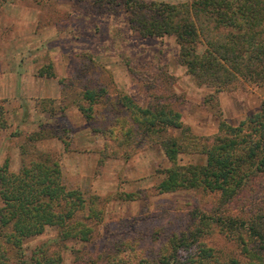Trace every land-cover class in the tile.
<instances>
[{
	"label": "rangeland",
	"instance_id": "1",
	"mask_svg": "<svg viewBox=\"0 0 264 264\" xmlns=\"http://www.w3.org/2000/svg\"><path fill=\"white\" fill-rule=\"evenodd\" d=\"M98 3L0 0V167L8 159L10 169L18 171L37 148L45 157L59 159L66 188L77 189L86 200L93 198L104 215L102 222H92L95 232L88 241L63 242L53 226L25 238L21 251L27 257L38 255L35 250L47 243L49 253L62 256V264L132 262L139 253L123 252L127 243L144 255L164 254L172 235L192 233L200 220L197 213L239 212L236 202L220 206L219 193H160L157 186L172 166L162 145L139 131L133 138L109 142L103 131L115 116L130 118L125 95L142 106L168 96L190 130L169 128L157 139L168 134L190 147L199 138L212 144L221 122L236 125L259 110L264 86L241 80L217 91L200 83L181 63L174 35L141 36L130 27L125 10H108ZM88 89L105 91L93 104L91 119L79 110L80 104H91L82 96ZM105 147L109 156L104 157ZM206 159L192 150L178 154L181 165L206 164ZM258 197L264 201V192ZM88 213L82 210L79 217ZM209 231L195 246L180 249L184 263L191 258L201 264H232L233 259L248 263L249 252L243 253L240 241L219 226L211 225Z\"/></svg>",
	"mask_w": 264,
	"mask_h": 264
},
{
	"label": "trees",
	"instance_id": "2",
	"mask_svg": "<svg viewBox=\"0 0 264 264\" xmlns=\"http://www.w3.org/2000/svg\"><path fill=\"white\" fill-rule=\"evenodd\" d=\"M98 1L108 10H125L130 27L141 36L174 35L181 46V63L198 82L214 86L217 91L241 80L264 86V0ZM128 64L135 70L131 61ZM102 92L105 91L88 89L83 93V99L91 103L88 107L79 105L86 118H93V104ZM123 98L130 109V118L115 116L103 131L105 139L120 141L141 132L157 140L172 161L157 186L160 193L200 189L204 193H219L220 206L236 202L240 208L232 215L199 212L196 218L199 215L200 220L195 221L192 233L172 235L164 254L144 255L142 249L137 252L134 245L127 243L128 247L122 251L139 253V258L132 262L114 259L109 264H201L195 258L184 263L179 251L195 246L211 225L219 226L226 235L240 241L243 253L249 252L248 263L233 259L232 264L262 263L264 201L258 196L264 192V101L257 112L236 125L221 122L212 144L199 138L190 147L168 134L163 140L157 139L159 133H166L169 128H182L183 133L190 130L181 112L172 108L168 96H159L148 106L140 105L128 95ZM106 148L102 151L104 157L109 156ZM189 150L206 154V164H179L178 154ZM32 153L18 171L10 169L8 159L0 167V264H62V256L49 253L47 243L35 250L38 255L27 257L21 251L23 240L53 226L58 228V238L63 242L88 241L95 232L92 222L103 221V209H96L91 202L93 198L86 200L77 189L66 188L59 159L45 157L48 154L37 148ZM129 196L134 199L138 195L129 193ZM85 209L89 213L79 217ZM102 250L106 253V247ZM93 262L98 264L99 259Z\"/></svg>",
	"mask_w": 264,
	"mask_h": 264
},
{
	"label": "crops",
	"instance_id": "3",
	"mask_svg": "<svg viewBox=\"0 0 264 264\" xmlns=\"http://www.w3.org/2000/svg\"><path fill=\"white\" fill-rule=\"evenodd\" d=\"M39 94H41V93H39ZM45 95H43V97H44ZM46 96H48V97H50V94H48V95H46ZM51 96H56V95H51Z\"/></svg>",
	"mask_w": 264,
	"mask_h": 264
}]
</instances>
